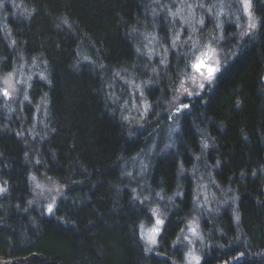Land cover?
Masks as SVG:
<instances>
[{
    "label": "trees",
    "instance_id": "trees-1",
    "mask_svg": "<svg viewBox=\"0 0 264 264\" xmlns=\"http://www.w3.org/2000/svg\"><path fill=\"white\" fill-rule=\"evenodd\" d=\"M182 1L0 0V264H184L199 213L200 264H264V0L254 28L228 21L227 64L170 121L189 49L150 48ZM216 30L206 15L197 38ZM36 181L62 189L51 213Z\"/></svg>",
    "mask_w": 264,
    "mask_h": 264
},
{
    "label": "rangeland",
    "instance_id": "rangeland-1",
    "mask_svg": "<svg viewBox=\"0 0 264 264\" xmlns=\"http://www.w3.org/2000/svg\"><path fill=\"white\" fill-rule=\"evenodd\" d=\"M245 4L248 7H245ZM179 9L177 14L174 16H170L172 20L178 22L179 31L171 38V42L167 46L156 48V44L152 45L150 48V52L157 53L164 57V60L167 59V56L171 51L179 50V47L189 49V67L186 71V75L180 80L179 86L176 89V94H174V99L171 102V106L174 107L173 111L168 115L169 118H172L170 121H173L175 111L183 109V104L181 101L188 97H195L200 95L206 88L214 85V81L223 67L227 64L225 60V52L223 50L218 49V44L222 42L223 32L226 28L225 25L228 21L235 23L236 26L242 27L244 25L247 28L250 27V24L253 23L254 15L251 12V4L250 0H214V4L209 7H205L201 1L197 0H183L179 4ZM203 11L206 12L203 13ZM206 15L212 16L216 23V36L217 38L215 44L212 40L208 39L207 41H202L197 38V33L205 24ZM219 42V43H218ZM182 47V48H183ZM184 50V49H182ZM163 60V61H164ZM201 60L204 61L206 67H202L199 71L194 67L195 64L199 63ZM208 67L216 68L218 67V71H216L213 75L211 81H209L206 77L208 75ZM203 73V74H201ZM195 77V79H193ZM6 83V82H5ZM11 86L12 80H7L6 85ZM203 84L204 87L200 88L199 85ZM185 89L187 91H185ZM5 91V90H4ZM10 96V91L6 90ZM191 93V95H189ZM143 91L139 93V102L138 105L146 106L147 100L144 97ZM135 104V105H137ZM181 106V107H178ZM175 110V111H174ZM178 123H171L170 129L171 132L178 131ZM62 189L56 187L51 184H44L39 181H36V195L40 198L48 199L47 209L49 205H54L55 200L61 194ZM198 206L202 210L203 208L207 211H214V205L216 204L215 197L211 194L206 186V184H202L201 188L198 191ZM48 212V210H47ZM157 218H160L164 221L163 215L160 210H156L153 216V222L146 227L144 230L145 236L150 232V230L155 226V221ZM200 213L199 216H194L192 220H190L185 227L181 239L184 241L186 255L184 259V264H200L201 256L199 251L196 249L199 241H203L202 239V231L200 228ZM164 223L160 225V233L162 232V227ZM192 228H195V233L192 232ZM160 233L157 235L156 240L158 239ZM148 241V240H147ZM149 242V241H148ZM155 244H151L155 246Z\"/></svg>",
    "mask_w": 264,
    "mask_h": 264
},
{
    "label": "snow or ice",
    "instance_id": "snow-or-ice-1",
    "mask_svg": "<svg viewBox=\"0 0 264 264\" xmlns=\"http://www.w3.org/2000/svg\"><path fill=\"white\" fill-rule=\"evenodd\" d=\"M245 7H248V5L245 4ZM65 23H67V21H65ZM255 26L256 25L254 23L253 24H250V27H253L254 28ZM194 67L199 71L202 67H206V65H205L204 61L201 60L199 63L195 64ZM207 71L208 72H212L213 75L216 72L215 68H212V67H208ZM201 74H203V73H201ZM213 75L210 76V77H208L207 79L209 81H211V79L213 78ZM42 78H45L46 79V77H43V76H42ZM199 87L200 88H203L204 85L201 84V85H199ZM185 91H187V90L185 89ZM3 95L4 96H8L9 93L5 90L3 92ZM189 95H191V93H189ZM183 107L186 108V107H188V105H184ZM205 147H207V144H205ZM33 179H35V177H33ZM0 191H3V189H0ZM47 210H48L49 213H51L53 211V206L52 205H49ZM155 212H156V210L153 209V213L154 214H155ZM163 223H164V221L162 219L157 218L156 221H155V226L150 230V232L146 236L143 235V225H141L140 227H141V230H142V238L147 239L151 244H155L157 242L156 237H157V235L161 231V229H160L159 226L162 225ZM191 230H192L193 233H195V231H196L195 228H192Z\"/></svg>",
    "mask_w": 264,
    "mask_h": 264
},
{
    "label": "clouds",
    "instance_id": "clouds-1",
    "mask_svg": "<svg viewBox=\"0 0 264 264\" xmlns=\"http://www.w3.org/2000/svg\"><path fill=\"white\" fill-rule=\"evenodd\" d=\"M215 70L218 71V70H219L218 67H216ZM212 75H213L212 72H208V75H207L206 78H208V77H210V76H212ZM193 79H195V77H194ZM201 84H202V83H201ZM201 84H200V85H201Z\"/></svg>",
    "mask_w": 264,
    "mask_h": 264
}]
</instances>
